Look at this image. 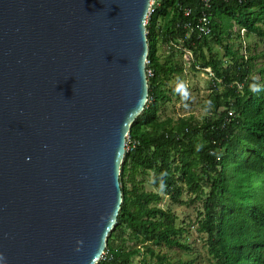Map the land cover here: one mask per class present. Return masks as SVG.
<instances>
[{"label":"water","instance_id":"water-1","mask_svg":"<svg viewBox=\"0 0 264 264\" xmlns=\"http://www.w3.org/2000/svg\"><path fill=\"white\" fill-rule=\"evenodd\" d=\"M153 0H0V264H97L148 101Z\"/></svg>","mask_w":264,"mask_h":264},{"label":"trees","instance_id":"trees-1","mask_svg":"<svg viewBox=\"0 0 264 264\" xmlns=\"http://www.w3.org/2000/svg\"><path fill=\"white\" fill-rule=\"evenodd\" d=\"M240 29L258 39L246 44V55L235 44ZM146 30L148 101L130 127L135 146L121 165L123 200L97 264H133L135 256L139 264H171L154 245L189 250L175 214L158 206L160 193L175 204L184 193L186 203L202 201L196 230L217 264H264V52L257 50L264 46V0H154ZM159 46L170 50L162 61ZM187 50L190 71L208 79V115L161 120V105L185 96L177 57ZM149 176L154 190L147 191Z\"/></svg>","mask_w":264,"mask_h":264},{"label":"rangeland","instance_id":"rangeland-1","mask_svg":"<svg viewBox=\"0 0 264 264\" xmlns=\"http://www.w3.org/2000/svg\"><path fill=\"white\" fill-rule=\"evenodd\" d=\"M258 43V39L255 36L247 38V43L252 46L254 43ZM236 43V42H235ZM264 46L259 45L257 50L263 49ZM214 52L218 53L219 56H223L224 51L221 47L214 45ZM170 52L169 49L159 46L158 55L161 61ZM182 59V64L184 67L183 73L180 76V83L184 87L185 96L183 99L179 100L173 97L171 101L166 102L161 105V109L158 113L159 119H164L166 117L173 118L176 120L179 117L192 115L195 120H201L204 116L208 115L207 110L203 107V104L207 103V98L209 95L208 79L202 73H194L190 71V63L188 61V54L185 53L183 57H177ZM173 82L170 83L172 85ZM151 177H147L144 186L147 191L154 190L150 186ZM130 188V185L127 184ZM161 201L158 206L163 209L170 208L176 216V225L184 229L182 240L186 242L190 248L179 249L176 247L169 248L164 245H154L153 247L157 251H161L167 254L171 264H181L182 262H192L191 264H217L216 260L212 258L206 249L205 239L206 235L204 233H199L197 228V220L199 219V213L202 211V201L195 200L194 202L186 203L188 195L184 193L181 196V203H172L169 197L160 193ZM155 204V203H153ZM127 247L133 245L132 241L125 243ZM140 257L135 256L133 264H139ZM148 260V259H147Z\"/></svg>","mask_w":264,"mask_h":264},{"label":"clouds","instance_id":"clouds-1","mask_svg":"<svg viewBox=\"0 0 264 264\" xmlns=\"http://www.w3.org/2000/svg\"><path fill=\"white\" fill-rule=\"evenodd\" d=\"M238 27L237 26H234V30H236ZM239 33H240V37L239 38H237V40L235 41L236 43V45H238L239 43H241V46H240V52H242L243 53V55H246V53H247V51H245V46H246V44H248L247 42H242L243 40H246L247 41V38L248 37H252V36H255V35H250V36H247L246 35V31H245V29H240V31H239ZM256 37V36H255ZM257 38V37H256ZM232 41H233V39H232ZM231 42V40H228V42L227 43H230ZM263 50V52H264V48L262 49ZM185 53H187L188 54V56H190V54H191V52L189 51V50H187V51H185L184 52V54ZM184 54H183V56H184ZM220 57V56H219ZM221 58L223 59V56H221ZM189 59V58H188ZM226 60H228V59H226ZM147 62H148V60H147ZM148 71H146V73H147ZM151 73V72H150ZM147 76H150V75H148V73H147ZM217 83L218 84H222V80L220 79V80H217ZM239 87V89H241V86L239 85L238 86ZM230 115H232L231 113H229V116ZM129 136V135H128ZM126 140V139H125ZM134 148V147H133ZM124 149H125V152L126 151H129V150H131V149H126L125 147H124ZM120 176V175H119ZM119 181H120V177H119ZM121 185V184H120ZM106 250V249H105ZM104 254H105V252L103 253V255H102V257L104 256ZM101 257V258H102ZM101 260V259H100Z\"/></svg>","mask_w":264,"mask_h":264},{"label":"built area","instance_id":"built-area-1","mask_svg":"<svg viewBox=\"0 0 264 264\" xmlns=\"http://www.w3.org/2000/svg\"><path fill=\"white\" fill-rule=\"evenodd\" d=\"M204 1H207V2H208V0H204ZM153 2H154V0H153ZM151 10H152V7H151V9H150V12H151ZM201 21H202L204 24L208 23V21H207V19H206L205 16L201 19ZM200 28H201V30L204 29V30L207 31V29H206L205 26H201ZM147 73H148V75L151 74L150 71H148ZM134 146H135V142L132 141V140L130 139L129 136H127V137H126V141H125V148H126V149H132Z\"/></svg>","mask_w":264,"mask_h":264}]
</instances>
